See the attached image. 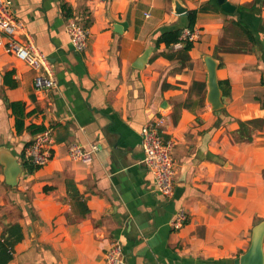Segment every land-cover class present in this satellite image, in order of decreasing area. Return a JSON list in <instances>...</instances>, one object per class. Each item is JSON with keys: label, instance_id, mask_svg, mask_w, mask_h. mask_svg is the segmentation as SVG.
Returning a JSON list of instances; mask_svg holds the SVG:
<instances>
[{"label": "crops", "instance_id": "crops-1", "mask_svg": "<svg viewBox=\"0 0 264 264\" xmlns=\"http://www.w3.org/2000/svg\"><path fill=\"white\" fill-rule=\"evenodd\" d=\"M226 1L233 12L215 0H180L183 13L175 0H12L23 24L14 38L47 56L56 86L37 90L40 69L0 48V147L23 168L10 186L0 162V235L13 223L23 234L6 264H106L114 241L125 264H235L246 252L264 220V0ZM191 10L196 39L186 56L185 42L156 45L162 32L187 27ZM72 17L89 29L81 53L66 31ZM206 56L217 61L224 106L216 110ZM15 101L25 126L50 130L42 166L23 158L34 134L16 132ZM161 117L176 164L171 196L156 191L142 162L141 127ZM248 120L257 124L240 140ZM74 142L95 146L90 161L69 158ZM180 209L186 219L175 229Z\"/></svg>", "mask_w": 264, "mask_h": 264}, {"label": "built area", "instance_id": "built-area-1", "mask_svg": "<svg viewBox=\"0 0 264 264\" xmlns=\"http://www.w3.org/2000/svg\"><path fill=\"white\" fill-rule=\"evenodd\" d=\"M104 1V0H98ZM145 13V16H148ZM23 28L20 20L16 19L12 0H0V48L8 54L24 61L30 67L40 72L34 77V85L37 90L49 91L56 86L54 74L49 67L48 58L29 39L26 43H20L14 38V34ZM66 31L72 49L81 53L86 48V41L89 29L82 26L75 18H69L66 24ZM183 41L193 42L196 39V32L185 27L181 32ZM163 118L145 124L140 130V146L143 152L142 162L148 171L153 175L156 191L164 196H171L174 187L175 160L172 156L171 140H163L159 134V125ZM53 138L50 130H43L35 133L23 148V158L35 166H42L51 157ZM92 151L86 150L79 143H70L67 148L69 158L80 162L91 160ZM186 219L183 209L175 213L172 226L178 229ZM106 264H125L121 245L114 241L104 252Z\"/></svg>", "mask_w": 264, "mask_h": 264}, {"label": "water", "instance_id": "water-1", "mask_svg": "<svg viewBox=\"0 0 264 264\" xmlns=\"http://www.w3.org/2000/svg\"><path fill=\"white\" fill-rule=\"evenodd\" d=\"M220 7L227 11L233 12L235 6L231 5L226 0H215ZM176 12L183 13L185 8L181 5L180 0H175ZM124 25V24H123ZM148 53H144L135 64L140 68L141 64L146 61ZM205 65L208 72V92L207 101L213 110L220 109L224 105L221 100V91L216 78L217 61L206 56L204 58ZM0 162L4 167L5 181L10 186H15L20 176L23 175L22 165L17 161V158L12 155L8 148L0 147ZM264 239V220L256 224L252 229L251 241L248 249L239 258L235 260V264H264V254L262 250V242Z\"/></svg>", "mask_w": 264, "mask_h": 264}, {"label": "trees", "instance_id": "trees-1", "mask_svg": "<svg viewBox=\"0 0 264 264\" xmlns=\"http://www.w3.org/2000/svg\"><path fill=\"white\" fill-rule=\"evenodd\" d=\"M196 19V11L191 10L187 13L188 24L187 27L192 29ZM234 25H238L241 27L239 22H231ZM182 28L164 31L160 34L158 39L156 40V45L160 43H164L166 47H169L172 44H176L178 42H185L184 47L182 48L184 55L186 56L187 51L191 48L192 43L188 41H183L181 39ZM11 86L14 83L10 84ZM262 106L264 108V100L262 102ZM10 107L15 119V129L17 133H21L24 129L28 130L30 133L35 134L43 130L42 126H35L30 124L28 126L24 125V118L26 113L24 111V103L20 101H15L10 103ZM262 124L264 123V118L260 120ZM257 124V121L248 120L245 122H240V129L238 130V138L240 140H250L251 136L248 131H245L244 128L248 126V124ZM23 165L27 171H32L35 169L31 163L23 160ZM22 231L21 227L17 223L6 225L0 235V264L8 263L13 257V247L14 245L22 239Z\"/></svg>", "mask_w": 264, "mask_h": 264}]
</instances>
